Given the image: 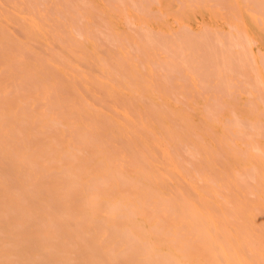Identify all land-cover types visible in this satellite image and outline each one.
Masks as SVG:
<instances>
[{
    "label": "rangeland",
    "instance_id": "374dc122",
    "mask_svg": "<svg viewBox=\"0 0 264 264\" xmlns=\"http://www.w3.org/2000/svg\"><path fill=\"white\" fill-rule=\"evenodd\" d=\"M31 1H34V0H31ZM49 1L51 2V4ZM49 1L41 0V3L39 1V5L37 7L36 6L30 7V4L28 3L29 1L27 2L26 0L23 1L24 5L23 3L22 4L19 3V2H22V0L21 1L0 0V11H1L0 12V45H1L0 46V71H1L0 72V98L4 94L3 97L0 99V102L2 103L0 104V113L1 112L3 113V116L1 115L2 117L0 118V126L2 125L4 127V128L2 127V130L6 138L9 139L10 138L9 136L11 137L13 136V134L11 133L12 129L15 128L14 127L15 125L16 127L18 125V127L20 128L22 132V134L18 132L19 133V134L17 133L18 136L19 137L22 136L21 138H24L27 136V138L29 139V144L33 145L32 148L27 149L26 147H24L22 150H25V151L32 150L33 151V149L35 148L34 151H37V152L40 151L39 157L41 158L37 157V160L41 165L44 164L43 166H41L43 167L42 170L45 171L44 166H46L45 169L47 170V172H49L50 170L58 171V174L57 172L56 174L52 173L53 171L50 172L49 175L47 173L48 177L46 176L44 180L45 182L46 181L48 182V183L46 182V186L48 189L43 191L42 194L45 197H50V196L54 197L58 193V190H59L58 189L56 192H54L53 190L55 188L59 187L62 189L68 186V184H70L68 183L69 179L67 178V176H65L66 174L63 173L64 171L63 170L61 171L59 169L61 168L59 167L60 164L67 159V157L65 158L64 155H62L64 157L60 156V154H63L62 150H64L65 148H67L70 152H74L75 150H76L75 151L76 153L78 152V154H76V158L77 157L78 158L75 161H79L77 163H79V165L81 164L80 165L82 167L81 169L84 168L83 166L86 167L87 165H89V163L93 167V164L99 159V157H105L106 160H109V161L114 160L113 162L111 161V163H113L114 166L116 165V167H118L119 165V167H121V169H123L124 171L127 170L126 172L130 173L129 175L131 176L133 175L136 177L138 174L135 175V173L136 172L138 173L139 170L136 169V166L132 165L133 163L132 158L134 157V154H136L138 150L139 151L141 150L139 148H143V150L146 151L145 153H147V150L150 149L151 150L149 151L150 153L154 151L157 154L153 152L151 153L152 158L151 159L147 158V161H149L146 163V166H148L146 167L147 171H149L150 169L151 170L149 172L151 173L158 171V170L157 171L153 170L156 168V166L154 167V165L150 163L152 162L153 159H154V164L157 162L156 164L158 165L157 167L159 168V171H160V172L158 171V173L164 172L167 167H168V172H169V169L172 170L171 174L167 172L168 174L161 175L162 177L160 176V178L156 180L158 181L156 182V185L158 186V188L161 189L160 192L162 194L165 193V195L167 196H170L172 194L173 196H175V192L178 191L176 193L177 197H179L180 195L183 196V193L186 194L187 197L191 195L190 196L191 202H194V204L200 206L205 211H208L213 217H215L217 222L218 220H220L222 223L219 221L220 222V223L218 222L219 224H223L225 222V224L223 225L227 227V230L230 233L234 235L239 233L238 236H241V233L239 231L240 229L245 228L246 230H248L245 232H250V231L255 232L256 231L257 234L255 232V235L253 234L254 232H250V233H252L253 236L258 235L259 238L264 241V235H263L264 234V230H263L264 229V14H263L264 11L261 7V4L263 3L264 0H135L136 3L132 0H119V1L117 0H92V1L85 0L84 1L83 0L84 3L82 2V0H77V2H74V0H71L72 3L71 1L70 3L71 5L73 4L72 6H74L73 7L74 11L73 9H71L72 11L69 10L71 6L67 8L70 11V13L73 12V15H75V17L77 16L76 18H73L71 16L72 14L69 15L68 13L69 11L67 12V9L65 8V5L68 2V0L67 2L66 0H53V3L55 5L52 3V0H49ZM115 2L117 4H115ZM37 3L35 4L37 5ZM46 3L50 4L48 5L50 7H46L47 6ZM85 3H87L88 5H86ZM26 4H27V7L30 8V11L28 10L29 8L25 7ZM89 4H91L92 6ZM39 6L41 7L39 8ZM32 8L34 11L32 10ZM51 8L53 10H51ZM78 8L80 11H78ZM5 10L7 11L5 12ZM44 12L47 14L49 13V14L46 15L44 14ZM42 14L45 15V18H43L44 16H42ZM83 17L85 18L83 19ZM62 19L63 20L66 19V20L63 21ZM81 21L83 24H81ZM35 22L37 24H35ZM105 26L108 27L109 31H107V27ZM95 27L99 29L97 30ZM147 29L149 31H151L152 29L151 32L153 33H149V31L147 32ZM99 30L100 31L102 30L104 34L101 32V34H103L101 35ZM143 30L144 32L149 33L147 35L146 33H144L145 36L150 35L149 37H147L148 40L152 37L153 34L158 36L160 32L165 33V34L170 33V35L173 34L172 36L180 35V37L183 35L182 33H184L185 35L186 34L185 32H187V33H190V36L189 34H187L189 37L194 36V37H197L198 39V37L202 36V38L199 39L201 43L208 42L209 44V41L213 40L215 41V43L218 42V44L216 43L217 46L218 45L224 46L225 44L227 45V41H229L228 37L232 34L231 36L233 37H229L230 40L233 41V42L231 41L232 46L229 45L231 42L228 43L227 46H229L231 49L232 47H234V50L232 51V53L235 51V49H237L242 52V53L240 52L242 55L243 53L245 54V56L246 55L249 56L248 53H250L251 56L253 55L252 60H250L251 56H249L247 58L248 61L246 62H249V60L250 62L253 61L254 68H251L252 62L249 63L251 64V66L247 65V63L245 64L247 65V67L249 66V68L247 69L244 67V64H243L244 62L241 63V65L243 64L241 66L239 65L240 63L238 64V62L237 63L233 62L234 60L233 59L231 60L232 62L230 60L227 62L224 61V63L226 62L225 64L229 62L231 63L229 64V67L227 68V70H224V73L225 72L226 73L225 74L223 72L221 73L222 68L220 69L219 67L224 65V63H222L224 58L221 59L222 58L221 56V58H219L221 62L219 61V63L220 64L222 63L223 65L217 66L215 69L216 70L217 68L220 69V72L218 73L224 74L223 76H225V78L228 79V80L224 79L225 82L228 84L227 87H224L226 83H223L224 82L222 80L223 77L220 79L222 82L221 81L217 82L218 73L212 72V73L217 74L215 76L209 73L204 74L203 72L199 71L201 70V67L199 65L195 66V64H197L196 62L198 61V59L199 60H202V58L206 59V57H204L206 56L205 54L208 53L210 55L215 56V53L221 52L219 51L220 46H218V49H219L218 50L217 47L214 46L215 44H213V46L209 44L212 47L216 48L218 51H215V53H212V50H211V53H210V50H209V52L207 53L205 52L201 54V50H202L201 47H200L201 49L200 52L199 50L196 51L198 49L197 46H200L201 44L200 41L196 40L198 41V43L195 42L197 43V45L194 44L193 46L197 47L195 49V52L200 53V55L199 54L197 55H199L201 59L198 58L199 56H197L198 59L197 60L195 59V62H192L196 68H192L191 62H190V65L188 64L187 65L191 68V71L193 69L192 72H194V69L197 70V66L200 67L199 70L197 71L195 70V71L196 72L199 71L200 73H203L204 77H201V78H204L205 80V82L203 80V83L205 84L204 85L202 84V81L199 80L201 79L199 78V76L197 77L198 79L196 78L197 76L196 73H194L196 74L194 75L192 74L191 71H189L190 68L187 67L188 68L187 70L189 72L185 71L186 66L184 64H186V62H183L184 67L181 68L182 69L181 72L179 70H176V71L172 70L170 67L172 66V63L171 65H168L167 61H166L165 66L168 65L170 69L168 68L169 69L168 70L166 69L167 67L164 66L165 60H170V62L175 61L173 64L178 62V60L180 61L185 60L184 56L189 54L187 52L190 51L188 48L189 44L187 43V41L189 40L185 42V46L188 44L187 50L189 51H186V49L184 48L185 50L183 49V52L187 54L183 56L182 51H181L182 54L178 55L179 51L177 53V50H176L177 55L180 56L181 59H182V56L184 58L182 60L176 58L177 59L176 61L175 59L176 54L173 52L175 50L173 47L171 48L172 45L169 46L171 43H168L167 42L168 40L166 41V39H168L170 36L166 37L165 41H163L164 39L159 38V40L161 39V42L160 41L159 42L162 43L163 45H166L168 43L167 44L168 49L166 48L167 45L164 47L168 51L171 48L170 49L171 51H169L170 53L166 54L167 50L164 52L163 50H161L158 55L157 52H159L158 49H160V47L159 48L157 47L158 49L156 50L155 48L156 46L151 45L153 44V41H151V44L149 42L151 39L148 41L149 44L147 45L154 47L155 49H152L151 47L150 48L152 49L153 52L155 50V53L157 55H155V53H153L152 51L150 52L149 50H148L149 52L148 51L145 52L146 47H144L145 49L142 48V50L144 51L140 52L141 44L144 42L142 40V35H140L143 33ZM175 32H177L178 34H176ZM208 32L209 34L207 35H209V38L214 37L215 39L217 38V40L215 39L208 40V36L203 35ZM231 32H233L235 35ZM117 33H120V34L117 35ZM179 33H181L182 35ZM239 33H240V36H239ZM83 34L85 36H83ZM76 36L79 38V40ZM114 36L116 38H114ZM159 36L160 37L163 36L165 38L164 34L159 35ZM176 36L174 37V39L176 38ZM203 36L207 37V39L204 38L203 40ZM171 37L169 38V40L173 39ZM178 37L176 39L180 43L181 38L178 39ZM237 37L238 39L240 38L239 41L244 40L243 41L244 45L246 43H248L247 46L250 45L248 46V50L246 46L244 45L241 46L242 42L239 45L237 41L238 39L236 40ZM111 38L113 39V41ZM117 39H119V41ZM182 39L184 38L182 37ZM233 39H235L237 43ZM80 40H83L84 42ZM93 40L95 41L93 42ZM154 40H158V38ZM191 41H193V38L192 40L190 39V43L192 46ZM213 41L212 43H214ZM78 42H81V43H78ZM94 43L96 44L94 45ZM179 43L178 45L182 44V43L180 44ZM145 44L146 42H144L143 45ZM201 46L204 47V44H202ZM211 46L210 47L205 46L204 48L203 47L202 48L203 50L207 49L206 47H208L209 49L211 48ZM239 46H241V49L239 48ZM129 47H131L132 49ZM164 47L162 46L161 49H163ZM249 47L252 48L253 51H251ZM9 48L12 50H9ZM193 48H191L193 52L190 51V54L194 53L196 57V53L194 52ZM242 48H244L243 50L245 51H242ZM18 49L20 50L18 51ZM246 50L249 52L246 53ZM59 51H62V52H59ZM205 51H208V50H205ZM56 52L57 54L59 52L60 55H62L63 53L67 55L65 56L63 54V57H64L63 62H65L66 60V63H61V61L54 63L53 57H54V53ZM131 52H134V53H131ZM143 52L146 55L143 54ZM172 53L174 54L172 55ZM222 53L223 52H221L220 54L224 55L227 53L229 55L228 50L224 52L223 54ZM169 54L172 55L170 59L168 58ZM227 54L225 57L226 59H227ZM237 54H239L238 51H237ZM126 55L128 57L131 55L130 59L131 57L133 59L129 60V58H127ZM210 55L208 56L210 57ZM18 56H21V57H18ZM161 56L163 58L165 57L163 61L164 63L162 62L163 65L159 61L161 60ZM191 56L192 55H190V57ZM122 57L123 58L126 57L128 63H126L125 61L126 59L121 60ZM157 57L160 58V59L158 58L159 62L156 60ZM209 57L207 58V60L208 59L210 60ZM243 57L244 56H242V58ZM192 58L194 60V57ZM238 58L240 57H237V59ZM69 59L71 61H69ZM237 59L235 58L234 61H236ZM123 60H124V63L121 64ZM153 60H155V62ZM188 60L193 61L187 58V63L189 62ZM207 60H204V61H206L207 63ZM216 60L214 59L210 60V61H213V65L210 66L211 68L214 65L215 66L217 65L215 64L217 63L215 62ZM180 61L179 63H176L178 68L182 66L181 65L182 62ZM105 62L107 63V65ZM170 62L168 61V63ZM200 62L202 63L203 61H200ZM200 62L198 61V64H201ZM204 63L205 62H203L202 64L205 65ZM211 63L212 62H210V64ZM59 64L61 66H59ZM67 64H69L70 68L69 66H67ZM115 64L116 65L118 64V65L116 66ZM208 64L209 62L207 63L206 67L209 70L210 67H208ZM50 66H53V67H50ZM226 66H224L223 68H226ZM176 67L173 65L172 68H176ZM206 67L204 66L205 70H206ZM1 68L2 69L4 68L3 70L5 71L3 72ZM26 68H28L29 70ZM106 68L107 70H105ZM170 70L172 71L170 72ZM27 73L28 74L31 73L30 77L32 78L30 82H29L28 77L27 79V78H24L26 76H23L25 74L28 75ZM200 73L199 75L201 76ZM219 76L221 77L222 75H218V77ZM113 77L114 79H112ZM22 79L24 81L26 80L28 81L23 82ZM56 79L59 81L58 84H57L58 81ZM260 80H262L263 83L261 82V84H259ZM220 82L223 84H219ZM26 85L29 86V89H28V86ZM50 85H52V87ZM9 90L11 93L9 92ZM63 91L65 92L66 95H64ZM9 93H10V96L9 95L7 96V94ZM12 93L15 97H13V95L11 96ZM49 94L50 95L52 94L49 97H52V96L54 97V98L53 97L51 98V101H52L51 102L52 106L50 105L51 107L50 106L47 107L48 102L46 100H48V96L44 97ZM139 95L141 97H138ZM84 100H87V101H84ZM39 101H40V104H39ZM70 101H72V104ZM21 102L22 104L23 103L26 105L28 104L29 106L27 105L28 106L27 107L25 105H22ZM74 103L75 104L78 103L79 105L78 104L75 105ZM87 103L89 104V106ZM20 106L22 107L24 106L23 111L21 109L22 107ZM45 106L47 108H45ZM4 107H5V110H4ZM25 107L28 109L30 108V110L28 109L27 110L31 111V113L35 115V118L33 117L34 116L33 114H31L30 112H27ZM11 108L12 109L14 108V109L12 110ZM48 108L49 109L57 108L56 110L58 114L55 109L53 111L52 109L48 110L49 111L48 113L46 111ZM82 108L84 109L82 110ZM67 109H70V110H67ZM98 109H102V110H98ZM15 110H18V111L16 112ZM11 111L13 113H11ZM85 111H87L88 113H84ZM155 111L158 114L155 113ZM6 112L9 116L10 115L12 116L10 117L5 116ZM45 113H48V115ZM150 113H151V116L153 114H156L159 118L158 117L150 118ZM56 115L58 118L57 120L54 119L55 118L54 116ZM78 115H80L81 117ZM144 115H146L147 117ZM106 116H108V118ZM72 117L75 118V120L77 119V122L79 124L77 125V128H79L78 130H80V132L78 131L77 133H75L76 137L74 138V140H72L73 143L69 145L70 141H65V140H69L71 138V137L70 138L68 137L70 135L69 129H71V126H70L71 123L69 124L70 121L68 120V118L73 119ZM26 118L29 119L27 121H30V122H24L25 124L22 122L20 123L21 119L22 121H24L23 119H26ZM51 118H53L54 122L59 121L57 122V124L56 123L55 124L57 125L56 127L58 129H61V131H63L64 136L60 130L58 131L62 135H60L59 132L56 130L57 128L55 129V127L51 125H49L47 128L52 127L51 131H54L55 134L54 133L52 134V132L49 133V130L48 132H46L47 130L44 131V129H47V128L45 127V125H42V124H44L45 120H49ZM60 118L62 119V121L60 120ZM3 119L9 120V121H6V120L4 121ZM149 119H150V123H149ZM18 120H19V123H18ZM144 120L146 121V123L147 122L148 123L146 124L142 122ZM3 122H5L6 127L3 125L4 124ZM59 123L61 124V126L63 124L62 128L60 127ZM19 124H23V125L20 126ZM33 124L36 126H33ZM64 124H66V126ZM135 124L137 125V127ZM24 125L26 127L28 126L26 130H25ZM132 126L133 128H131ZM147 126H148V131H147ZM9 127L11 128V131L9 130L10 129ZM138 127H140V131ZM142 127H143V130H141ZM150 127H152V129H149ZM178 127H180V129H178ZM35 128L38 130V133L35 132L36 131ZM129 129L130 131L134 129V133L132 134V132H130ZM39 130L40 132L42 130V132L39 133ZM135 131H136V135H135ZM32 132L37 137L32 135L31 134ZM87 132L88 134L91 133L93 135L89 134V136L91 135L90 138L92 140L91 141L92 143H89V146L85 148L83 146H79L81 145L79 138L80 136L87 134ZM137 132H139V134H137ZM57 133L63 138L65 137V134H67L66 135L67 138L63 139L65 142L64 141L61 142L62 141L61 137L59 136L58 138ZM140 133L143 135H141ZM175 133L177 135H175ZM150 134L152 135L151 137H150ZM54 136L56 137L55 139H54ZM78 136L79 138L77 139ZM108 136H111V137H108ZM30 137H31V140H30ZM106 137L111 141L108 142ZM27 138H24V139L26 140ZM36 138L37 140H39L38 141L39 143L36 141ZM101 139H103L104 143L102 142ZM156 139H158V141ZM58 140H60L59 145L57 143ZM53 141H56V143ZM97 141L101 142L100 145ZM127 141L129 142L127 143ZM132 141L134 144L132 143ZM47 143L51 145V148L50 147L48 148V146L46 145ZM96 144L98 147L96 146ZM130 144L132 145V147ZM154 145H157V146H154ZM36 146H39V148ZM54 146L56 148L58 147L57 150L56 148H54ZM125 146H126V149H124ZM138 146L139 148H136ZM45 147H47L48 150ZM81 147L82 149H80ZM154 147L156 148L158 147V149L160 148L159 150L157 149L160 153L157 152V150ZM94 148H96V150H94ZM51 150H54L52 151L53 154L48 153ZM81 150L82 152H80ZM243 150L245 151V154L246 153L248 154V152H246L248 150L249 154L244 155ZM45 151H47V153ZM69 151H66V154H69ZM107 151H109V153ZM94 152H97V153H94ZM142 153L145 154L144 151ZM163 153L164 155H162ZM107 154L111 156H107ZM152 154H156V155L152 156ZM44 155H45V158L42 157ZM81 155H84V157ZM121 155L123 156V158ZM147 155H150V154H147ZM147 155L145 154V156ZM91 156H92V159H91ZM157 156L159 159H157ZM165 156L167 158H165ZM53 157L58 159V161L60 160L59 158H62L61 162L58 163ZM163 157L165 160L162 159ZM46 158H48V161H49V162L46 161L48 165H46V163H42L43 160L45 161ZM111 158H114V159H111ZM51 159H53L54 161L53 160L50 161ZM168 159L171 160L172 162L170 161L171 163L169 162L165 163L166 160ZM117 160L120 162H117ZM123 161L125 163H123ZM161 162H163V164ZM164 163L167 165L169 163V165H171V168H169L170 167L169 165L167 166ZM163 166L165 167V169L163 168ZM55 167L56 169H54ZM78 168L80 169L79 166ZM160 168L164 169V171H162ZM2 173H4L5 176H3ZM94 173L95 172L93 173L91 172V174H94ZM9 174L11 177H8ZM87 174L82 175V177L88 178L90 176V173H87ZM0 176L4 177L6 181L8 182V184L11 185L12 183H14L13 179L15 181L16 174L14 171H12L11 165L9 163H3V164L0 163ZM11 178L13 179L11 180ZM65 183H68V184H65ZM48 184L49 185L51 184V185L48 187ZM162 185L163 186L165 185V187H163ZM55 186H58V187H55ZM113 186L115 187L109 188V192H112V194H114L113 195L114 197V196H117L119 193V187H118L119 185L117 186L116 184ZM52 187H55V188L52 189ZM85 187L87 186L83 183L81 184V186L78 185L75 195L71 196L69 199L67 198L68 196H63L62 197L63 200L60 201L61 195L59 196L56 195L58 197V199L56 200L57 201L59 200V202H57L58 203L57 210L58 211L60 210L59 212L60 214H62V212L66 210V212H63V215L65 214L66 216H67V213H69V215L73 214V216L71 215V217L68 216L69 218H71L69 221V229H70V226L77 227V226H81L80 224H82L83 227L89 230L88 233L90 236H92V237L90 236L89 237L93 238V236H95V234L97 233V231L94 232V230L98 229L97 226L100 225L101 227H103V226H106L108 223L113 224L116 221L117 219L116 215H118L119 210L115 209V210L108 211L110 199H106V198L102 199L96 206L92 207V205H90L91 200L89 199V201H86L85 197L87 196V189ZM181 190H183L182 193H181ZM48 191H50V193H52L53 195L50 194ZM60 191L61 190H59V192ZM188 192L190 195L188 194ZM105 194H107V192ZM112 194H109V196ZM53 199H55V197ZM199 199L201 200V202L200 201L198 202ZM207 201L208 203H206ZM17 209L14 212H12L11 215H15L16 213H18L19 210L17 211ZM31 213L33 214V217H39L43 219L46 216V209H43L42 211L31 210L30 215L32 216ZM92 213L97 215L96 218H93ZM226 218L228 220H226ZM230 218L231 220L229 221ZM4 221H3V217L1 216V210H0V223H3ZM238 224L240 225L239 229L237 227ZM243 225L244 227H242ZM65 228L68 230L67 227ZM66 229H65V234L64 233L61 234L63 235V237L61 236L62 240L63 238H65L64 236H66ZM2 231L3 230L0 229V237L2 235H6L4 231H3L4 233H1ZM245 232L242 231L243 234H248ZM34 253H33V257L36 258L37 253L36 254ZM34 258L32 259L33 262H35V264H38L37 263L38 259L37 258L34 259ZM86 264H90V263H86ZM120 264H128V261L122 260Z\"/></svg>",
    "mask_w": 264,
    "mask_h": 264
},
{
    "label": "bare ground",
    "instance_id": "6f19581e",
    "mask_svg": "<svg viewBox=\"0 0 264 264\" xmlns=\"http://www.w3.org/2000/svg\"><path fill=\"white\" fill-rule=\"evenodd\" d=\"M18 1H21V0H18ZM23 1L24 0H22V2H19L20 4H22L23 3ZM29 4H30V7H33V6H38L39 5V1H40V3H41V0H34V1H31V0H26ZM31 1V2H30ZM46 1V0H45ZM49 1V0H48ZM70 1L71 0H68V2L70 3ZM85 1V0H84ZM89 1V0H88ZM92 1V0H91ZM117 1H119V0H117ZM132 1H134L135 2V0H132ZM37 3V5L35 4V3ZM50 2V1H49ZM66 2H67V0H66ZM67 2V3H68ZM74 2H77V0H74ZM73 2V3H74ZM82 2H83V0H82ZM127 2V1H126ZM261 2V1H260ZM52 3H53V0H52ZM62 3V2H61ZM67 3H66V5H67ZM69 3H68V5L66 6L65 5V8L67 9V12L70 10V11H72L71 9H73V7L74 6H72L71 5V3H72V1H71V3H70V5H69ZM84 3V2H83ZM93 3V2H92ZM120 3V2H119ZM118 3V4H119ZM136 3V2H135ZM47 4V3H46ZM50 4H51V2H50ZM50 4H47V6L46 7H50V6H48V5H50ZM54 4V3H53ZM59 4V3H58ZM65 4V3H64ZM86 5H88L87 3H85ZM115 4H117L116 2H115ZM256 4V3H255ZM264 4V1H263V3L261 4V7H262V9H263V11H264V8H263V5ZM23 5H24V3H23ZM22 5V6H23ZM42 5V4H41ZM55 5V4H54ZM53 5V6H54ZM89 5H91V4H89ZM94 5V4H93ZM122 5V4H121ZM259 5V4H258ZM59 6V5H58ZM71 6V8L68 10V8L67 7H70ZM92 6V5H91ZM25 7H27V4H26V6ZM41 6H39V8H40ZM86 7H88V6H86ZM27 8H29V7H27ZM27 8H26V10H27ZM35 8V7H34ZM59 8V7H58ZM24 9V8H23ZM43 9V8H42ZM41 9V10H42ZM44 9H46V8H44ZM49 9V8H48ZM54 9H56V8H54ZM60 9V8H59ZM83 9V8H82ZM29 11H30V8L28 9ZM32 10H33V8H32ZM51 10H53L52 8H51ZM62 10V9H61ZM7 10H5V12H6ZM21 11H23V10H21ZM34 11V10H33ZM70 11L68 12L69 13V15H71L73 18H76L75 17V15H73V12H71L70 13ZM73 11H74V9H73ZM77 11V10H76ZM78 11H80L79 10V8H78ZM1 12V11H0ZM3 12V11H2ZM46 12V11H45ZM44 12V14H46V15H48L47 13H45ZM25 13H26V11H25ZM54 13V12H53ZM58 13H60V12H58ZM82 13V12H81ZM87 13V12H86ZM8 14V13H7ZM28 14H29V12H28ZM33 14V13H32ZM36 14H37V12H36ZM52 14V13H51ZM56 14V13H55ZM79 14V13H78ZM264 14V13H263ZM262 14V15H263ZM54 15V14H53ZM68 15V16H69ZM81 15V14H80ZM111 15V14H110ZM126 15V14H125ZM42 16H44L43 18H45V15H43L42 14ZM55 16V15H54ZM82 16V15H81ZM84 16V15H83ZM87 16V15H86ZM127 16V15H126ZM31 17H33V16H31ZM65 17V16H64ZM35 18V17H34ZM81 18V17H80ZM79 18V19H80ZM85 17H83V19H84ZM87 18V17H86ZM106 18V17H105ZM109 18V17H108ZM37 19V18H36ZM48 19V18H47ZM61 19V18H60ZM68 19V18H67ZM33 20V19H32ZM54 20V19H53ZM63 20V19H62ZM66 20V19H65ZM65 20H63V21H65ZM75 20V19H74ZM106 20V19H105ZM35 21V20H34ZM40 21V20H39ZM45 21V20H44ZM42 22H43V20H42ZM65 23V22H64ZM88 23V22H87ZM90 23V22H89ZM107 23V22H106ZM110 23V22H109ZM31 24V23H30ZM35 24H37L36 22H35ZM81 24H83L82 23V21H81ZM114 24V23H113ZM34 25V24H33ZM60 25V24H59ZM78 25V24H77ZM89 25V24H88ZM111 25H112V23H111ZM37 26H39V25H37ZM42 26V25H41ZM70 26V25H69ZM83 26V25H82ZM87 26V25H86ZM108 26V25H107ZM107 26H105V27H107ZM63 27V26H62ZM84 27V26H83ZM146 27V26H145ZM67 28V27H66ZM96 28V27H95ZM144 28V27H143ZM82 29V28H81ZM87 29V28H86ZM97 30L99 29V28H96ZM141 29H142V27H141ZM146 29V28H145ZM71 30V29H70ZM70 30H69V32H70ZM93 30V29H92ZM160 30V29H159ZM3 31V30H2ZM60 31V30H59ZM75 31V30H74ZM79 31V30H78ZM85 31H87V30H85ZM100 31V30H99ZM98 31V32H99ZM107 31H109L108 30V27H107ZM106 31V32H107ZM115 31V30H114ZM149 30L147 29V32H148ZM151 31H152V29H151ZM151 31H149V33H153V32H151ZM154 31V30H153ZM155 31H157V30H155ZM80 32V31H79ZM89 32V31H88ZM101 32H102V30L100 31V34H101ZM117 32V31H116ZM119 32V31H118ZM60 33V32H59ZM68 33V32H67ZM103 33V32H102ZM144 33H146V32H144V30H143V33L142 34H140V35H142V40L144 41V42H146V44L145 45H143L144 44V42L141 44V50H140V52L141 51H144V50H142V48H144V47H146V50H145V52H147L148 50L151 52L152 51V49H155L156 48V50L160 47V49H158V51L159 52H157L158 53V55H159V53H160V51L161 50H163V52L164 51H166L167 49H168V43H171L169 46H171V48L173 47L174 48V50L175 51H173L175 54H176V57H175V59L177 58V59H181V57L180 56H178L179 54L181 55L182 54V52H183V49L185 48L186 49V51H191V52H193V50L191 49V48H193V47H195V46H193L194 44L195 45H197V43H198V41H200L199 39L200 38H202V36L201 37H198V39H197V37H189L190 36V33H187V32H185L186 34V36L184 35V33H179V34H181L182 36L180 37V35H175L176 36V38L178 37V39H182V37L184 38V39H180V43H182L181 45H178V40L175 38L174 39V37L175 36H172V35H170V33L169 34H165V33H162V32H160V34H158V36H156L155 34H153V35H155V36H153L152 34V37L148 40L147 39V37H149L150 35H148V36H145L144 35ZM149 33H146V35L147 34H149ZM159 33V32H158ZM162 33V34H161ZM174 33V32H173ZM176 34H178L177 32H175ZM231 33H233V32H231ZM62 34H63V32H62ZM76 34V33H75ZM97 34V33H96ZM104 34V33H103ZM103 34H101V35H103ZM110 34V33H109ZM118 34H120V33H117V35ZM164 34V36H165V38L162 36V37H160L159 35H163ZM187 34H189V36L187 35ZM207 34H209V32L208 33H206V34H203L204 36H208V40L209 39H215L214 37H212V38H209V35H207ZM234 34V33H233ZM78 35V34H77ZM79 35H81V34H79ZM125 35V34H124ZM144 35V36H143ZM232 35V34H231ZM229 36V37H233V36ZM235 35V34H234ZM242 35V34H241ZM63 36V35H62ZM71 36V35H70ZM83 36H85L84 34H83ZM110 36V35H109ZM121 36V35H120ZM171 38H173L172 40H169V38L170 37ZM203 36V40H204V38L205 39H207V37H204ZM210 36H212V35H210ZM239 36H240V33H239ZM31 37V36H30ZM34 37V36H33ZM60 37H61V35H60ZM77 37V36H76ZM95 37V36H94ZM96 37H97V35H96ZM99 37V36H98ZM108 37V36H107ZM122 37V36H121ZM128 37V36H127ZM131 37V36H130ZM139 37V36H138ZM144 37H145V39H144ZM155 37V38H154ZM166 37H169L168 39H166ZM186 37V38H185ZM216 37V36H215ZM228 37V40L229 41H227V45H228V43H230L232 40H230V38ZM243 37V36H242ZM250 37V36H249ZM8 38V37H7ZM74 38V37H73ZM78 38V37H77ZM82 38V37H81ZM114 38H116L115 36H114ZM129 38V37H128ZM158 38V40H154V39H157ZM159 38H161V39H164L163 41H165V39H166V41L168 42H165V43H167L166 45H167V49L164 47V46H166V45H163L162 43H160L161 42V39L159 40ZM189 38V39H188ZM192 38H193V41H191L192 42V46H191V43H190V39L192 40ZM235 38V37H234ZM62 39V38H61ZM68 39V38H67ZM75 39V38H74ZM87 39V38H86ZM96 39V38H95ZM99 39V38H98ZM100 39H101V37H100ZM107 39V38H106ZM112 39V38H111ZM123 39V38H122ZM126 39V38H125ZM138 39H140V38H138ZM195 39V40H194ZM219 39H221V38H219ZM238 39V37L236 38V40ZM240 39V38H239ZM239 39L237 40L238 41V43H239V45H240V43H241V46L242 45H244L243 44V41L242 40H240L239 41ZM243 39H245V38H243ZM63 40V39H62ZM77 40V39H76ZM75 40V41H76ZM78 40H79V38H78ZM91 40V39H90ZM108 40V39H107ZM118 41H119V39H117ZM127 40V39H126ZM173 40H174V42H173ZM177 40V41H176ZM187 40H189V41H187ZM196 40H198V41H196ZM202 40V39H201ZM202 40V41H203ZM215 40H217V38L215 39ZM225 40V39H224ZM223 40V41H224ZM226 40H227V38H226ZM233 40H235V39H233ZM235 40V41H236ZM70 41V40H69ZM80 41H83V40H80ZM87 41V40H86ZM89 41V40H88ZM95 40H93V42H94ZM100 41V40H99ZM112 41H113V39H112ZM129 41H131V40H129ZM141 41H139V42H141ZM150 42V44H151V41H153V44H151L152 46H156L155 48L154 47H152V46H149V45H147V44H149V42ZM158 43H157V42ZM160 41V42H159ZM162 41V42H163ZM183 41H184V43H183ZM187 41V43L189 44V47H188V44L185 46V42ZM206 41V40H205ZM204 41V42H205ZM213 41V40H212ZM212 41H209V44H211L212 46H213V44H215L214 46H216L217 47V49H218V46H220V45H216V43L218 44V42H216L215 43V41H213L214 43H212ZM220 41V40H219ZM222 41V42H223ZM237 41H236V43H237ZM249 41V40H248ZM71 42V41H70ZM84 42V41H83ZM110 42V41H109ZM124 42V41H123ZM128 42V41H127ZM133 42H135V41H133ZM137 42V41H136ZM148 42V43H147ZM195 42H197V43H195ZM233 42V41H232ZM232 42L229 44V45H231L232 44ZM3 43V42H2ZM26 43V42H25ZM28 43V42H27ZM30 43V42H29ZM78 43H81V42H78ZM111 43V42H110ZM129 43V42H128ZM154 43H156V44H154ZM164 43V42H163ZM179 43V44H180ZM200 43H201V41H200ZM207 43V44H206ZM206 43H201L200 44V46H197L198 47V49L196 50V51H198L199 50V52H200V50H201V54L202 53H207V52H209V50H210V53H211V50H212V53H215V51H218L216 48H214V47H212L211 45H209L208 44V42H206ZM72 44H74V43H72ZM71 44V45H72ZM84 44V43H83ZM96 43H94V45H95ZM160 44V45H162L164 48L163 49H161V47L162 46H158V45ZM173 44H174V46H173ZM202 44H204V47L205 46H208V47H210L211 46V48H213V49H211V48H209L208 49V47H206L207 49H204L203 50V46H201ZM206 44V45H205ZM224 44V43H223ZM247 44L248 43H246L244 46H246L247 47V50H248V46H250V45H248L247 46ZM6 45V44H5ZM19 45V44H18ZM31 45V44H30ZM100 45V44H99ZM124 45V44H123ZM143 45V46H142ZM147 45V46H146ZM226 44L223 46V47H225V48H223L222 46H220V50L219 51H221V52H226L227 50H228V53H229V55L227 54V59L225 58L226 57V54H224V55H221L220 53L221 52H217V53H215V56H213V55H210V54H208V55H210V57L207 55V54H205L206 56H204V57H206V59H203L202 58V60H199L198 58H200L201 59V57L199 56L200 55V53H198V52H195V49L197 48V47H195V48H193L194 49V52L196 53V57H195V54L193 53V54H190V51L189 52H187V53H189L190 55H192L191 57H190V55L189 54H187V53H185V52H183V56L184 55H186V56H184L185 57V60H183V61H180V60H178V62H176V63H179V61L180 62H182V66H180L179 68H178V66L176 65V63L175 64H173L175 61H172V59H171V61L172 62H170V60H165L164 61V58L166 57V55H165V57L163 58L162 56H161V60H159L160 61V63H162L163 61L165 62H163L164 63V66L166 65V61H167V64L168 65H171V63H172V66H170L171 67V69L172 70H179L180 72L182 71V69L181 68H183L184 66H183V62H186V64H184L186 67H185V71L186 72H189V71H191V68L188 66V65H190V62L192 63V62H195V59L197 60L198 59V61L200 62V61H203V62H205L204 64L205 65H203L201 62V64H198V61L196 62L197 64H195V66L196 65H199L200 67H201V70H199V66H197V70H199V71H201V72H203L204 74L205 73H209V74H213L214 76L215 75H217L216 73H218V72H220V69L222 68V70H221V73L223 72L224 73V70H227V68L229 67V64L232 62L231 60H235V58L237 59V57H240V58H238L236 61H234L233 60V62H238V64L239 65H241V63H243L244 64V67L245 68H249V66H251V64H249V63H251L252 62V67L251 68H254V64H253V61H251L250 62V60H252V56L250 55V53H248L249 51H247L246 50V53H248L249 54V56H251V58H250V60H249V62H246V61H248V57L249 56H245V54L243 53V55L241 54L242 52L241 51H239V50H237V49H235V51L232 53V51L234 50V47H232V49L229 47V46H227ZM252 45V44H251ZM1 46V45H0ZM13 46V45H12ZM26 46V45H25ZM98 46V45H97ZM101 46H102V44H101ZM119 46V45H118ZM130 46V45H129ZM176 46V47H175ZM180 46V47H179ZM226 46H227V48H226ZM232 46V45H231ZM237 46V45H236ZM241 46H239V48L241 49ZM243 46V47H244ZM69 47V46H68ZM83 47V46H82ZM125 47V46H124ZM137 47V46H136ZM152 49H151V48ZM158 47V48H157ZM178 47V48H177ZM187 47L189 48V50H187ZM200 47H201V49H200ZM203 47V48H202ZM245 47V48H246ZM25 48V47H24ZM129 48H131V47H129ZM139 48V49H140ZM170 48V49H171ZM181 48V49H180ZM221 48H222V50H221ZM229 48H230V50H229ZM250 48V47H249ZM27 49V48H26ZM26 49H24V50H26ZM31 49V48H30ZM33 49V48H32ZM79 49V48H78ZM123 49V48H122ZM132 49V48H131ZM135 49V48H134ZM145 49V48H144ZM169 49V51H171ZM184 49V50H185ZM244 48H242V51H245V50H243ZM9 50H12V49H10L9 48ZM20 49H18V51H19ZM23 50V49H22ZM176 50H177V53H178V51H179V53H178V55H177V53H176ZM205 50H208V51H205ZM224 50V51H223ZM250 50L251 51H253L252 50V48H250ZM16 51V50H15ZM28 51V50H27ZM30 51V50H29ZM54 51V50H53ZM57 51V50H56ZM98 51H99V49H98ZM124 51V50H123ZM126 51H128V50H126ZM132 51V50H131ZM148 51V52H149ZM168 50L166 51V54L167 53H170ZM182 51V52H181ZM204 51V52H203ZM237 51L239 52V54H237ZM250 51V52H251ZM31 52V51H30ZM34 52V51H33ZM59 52H62V51H59ZM59 52H58V54H57V52L56 53H54V63L55 62H58V61H61V63H66V60H65V62H63L64 61V57H63V54L65 55V56H67L65 53H63L62 55H60L59 54ZM119 52V51H118ZM153 52V51H152ZM230 52H231V54H230ZM241 52V53H240ZM28 53V52H27ZM53 53V52H52ZM127 53V52H126ZM131 53H134V52H131ZM153 53H155V50H154V52ZM174 53H172V55L174 54ZM218 53H219V55H218ZM222 53V54H223ZM237 54V56H236V54ZM253 53V52H252ZM30 54V53H29ZM32 54V53H31ZM37 54H38V52H37ZM122 54V53H121ZM143 54H145L144 52H143ZM149 54V53H148ZM151 54V53H150ZM197 54H199V55H197ZM217 54V55H216ZM20 55V54H19ZM40 55H41V53H40ZM48 55H50V54H48ZM146 55V54H145ZM152 55V54H151ZM155 55H157L156 53H155ZM154 55V56H155ZM170 55V56H169ZM168 55V58L170 59L171 58V54H169ZM241 55V56H240ZM26 56V55H25ZM43 56V55H42ZM131 56V55H130ZM130 56L128 57L127 55H126V57L127 58H129V60H132L133 58L131 57V59H130ZM175 56V55H174ZM174 56H173V58H174ZM180 57V58H178V57ZM183 56H182V59H184L183 58ZM197 56H199L198 58H197ZM218 56V57H217ZM221 56H222V58H221ZM234 58H233V57ZM242 56H244L243 58H242ZM18 57H21V56H18ZM40 57V56H39ZM86 57V56H85ZM100 57V56H99ZM116 57H117V55H116ZM126 57H122L121 58V60L122 59H126ZM153 57V56H152ZM192 57H194V60H193V58ZM210 58V60L212 59H214V60H216L217 58V60L215 61V62H217V63H215V64H217L213 69L210 67L211 65H213V61H210L209 59L207 60V58ZM211 57H213V58H211ZM22 58H24V57H22ZM50 58V57H49ZM52 58V57H51ZM136 58H138V57H136ZM158 58L159 57H157V61H158ZM187 58H189L190 60H193V61H189L188 63H187ZM192 58V59H191ZM219 58H221V59H223V62L222 63H224V61H231V62H229V63H227V64H225L224 63V65L221 63H219V61H220V59ZM230 58H232V59H230ZM242 58V59H241ZM40 59H42V58H40ZM47 59V58H46ZM116 59H118V58H116ZM153 59V58H152ZM151 59V60H152ZM160 59V58H159ZM177 59H176V61H177ZM181 59V60H182ZM20 60H22V59H20ZM39 60V59H38ZM124 60H123V62L121 63V64H123L124 63ZM143 60H144V58H143ZM142 60V61H143ZM204 60H207V63L209 62V64H208V67H210L211 68V70H210V68H209V70H208V68L206 67L207 66V63H206V61H204ZM240 60V61H239ZM245 60V61H244ZM46 61H48V60H46ZM69 61H71L70 59H69ZM99 61V60H98ZM113 61V60H112ZM126 61V63H128L127 62V59L125 60ZM154 62H155V60H153ZM158 61V62H159ZM168 61L170 62V63H168ZM256 61V60H255ZM50 62V61H49ZM53 62V61H52ZM102 62V61H101ZM103 62H104V60H103ZM116 62V61H115ZM131 62V61H130ZM210 62H212L211 64H210ZM221 62V61H220ZM23 63V62H22ZM70 63V62H69ZM106 63V62H105ZM111 63V62H110ZM114 63V62H113ZM117 63V62H116ZM163 63H162V65H163ZM247 63V65H249L248 67H247V65H245ZM16 64V63H15ZM188 64V65H187ZM219 64V65H218ZM242 64V65H243ZM24 65V64H23ZM55 65H57V64H55ZM55 65H54V67H55ZM65 65V64H64ZM105 65V64H104ZM106 65H107V63H106ZM116 65V64H115ZM118 65V64H117ZM116 65V66H117ZM168 65L167 66H165V67H167L166 69H170V67H168ZM173 65L177 68H172L173 67ZM179 65V64H178ZM192 65V68H196L195 66H194V64L192 63L191 64ZM220 65H223V66H220ZM227 65V66H226ZM238 65V66H239ZM241 65V66H242ZM59 66H61L60 64H59ZM67 66H69V64H67ZM66 66V67H67ZM74 66V65H73ZM109 66V65H108ZM115 66V67H116ZM203 66V67H202ZM204 66L206 67V70H205V68H204ZM217 66H220L219 68L220 69H218L217 68V70L215 69ZM224 66H226V68H223ZM50 67H53V66H50ZM57 67V66H56ZM125 67H127V66H125ZM130 67V66H129ZM190 68V70L188 71L187 69L188 68ZM69 68H70V66H69ZM203 68H204V70H203ZM243 68V67H242ZM257 68H258V66H257ZM2 69V68H1ZM4 69V68H3ZM2 69V70H3ZM26 69H28V68H26ZM117 69V68H116ZM130 69V68H129ZM168 69V70H169ZM29 70V69H28ZM34 70V69H33ZM44 70V69H43ZM67 70H69V69H67ZM72 70V69H71ZM105 70H107V68L105 69ZM114 70V69H113ZM118 70H119V68H118ZM117 70V71H118ZM127 70V69H126ZM172 70H170V72L172 71ZM196 69H194V72H192L193 71V69H192V74H194V73H196L197 74V76H196V78L199 76V78H201V77H204V75H203V73H200L199 71V73L201 74V76L199 75V73L198 72H196L195 71ZM213 70V71H212ZM214 70H216V71H214ZM219 70V71H218ZM255 70H257V69H255ZM5 70H3V72H4ZM25 71V70H24ZM42 71V70H41ZM48 71V70H47ZM184 71V70H183ZM184 71V72H185ZM206 71H208V72H206ZM210 71H211V73H210ZM1 72V71H0ZM34 72V71H33ZM127 72V71H126ZM179 72V73H180ZM190 72V73H191ZM212 72H216V73H212ZM108 73V72H107ZM111 73V72H110ZM116 73V72H115ZM221 73H218V75H222L221 77L219 76L218 77V75H217V79H218V81L217 82H219V81H221L220 79L223 77V83H226L225 82V80H228V79H226L225 78V76H223L224 74H221ZM260 73V72H259ZM28 74V73H27ZM31 74V73H30ZM30 74H28V75H23V76H26V77H24V78H29V82H30V80H31V78L32 77H30ZM73 74V73H72ZM112 74V73H111ZM175 74V73H174ZM196 74H194V75H196ZM208 74V75H209ZM116 75V74H115ZM255 75V74H254ZM21 76V75H20ZM32 76V75H31ZM110 76V75H109ZM118 76V75H117ZM35 77V76H34ZM36 77H37V75H36ZM114 77H116V76H114ZM114 77L112 78V79H114ZM125 77V76H124ZM124 77H122V78H124ZM23 78V79H24ZM27 78V79H28ZM127 78V77H126ZM195 78V77H194ZM260 78H262V77H260ZM22 79V80H23ZM110 79V78H109ZM198 79V78H197ZM196 79V80H197ZM216 79V80H217ZM225 79V80H224ZM21 80V81H22ZM33 80V79H32ZM57 80V79H56ZM128 80V79H127ZM199 80H201L202 81V84H204L203 83V80H204V78H201V79H199ZM199 80H198V82H199ZM26 81H28V80H26ZM26 81H24L23 80V82H26ZM58 81V80H57ZM114 81V80H113ZM201 81H200V83H201ZM112 82V81H111ZM129 82V81H128ZM204 82H205V80H204ZM210 82V81H209ZM222 82V81H221ZM219 83V84H223V83ZM260 83L259 84H261V82H262V80H260L259 81ZM20 83V82H19ZM59 83V81L57 82V84ZM131 83V82H130ZM129 83V84H130ZM207 83V82H206ZM263 83V82H262ZM24 84V83H23ZM30 84V83H29ZM112 84V83H111ZM12 85V84H11ZM48 85V84H47ZM110 85V84H109ZM205 85V84H204ZM209 85H211V84H209ZM214 85H216V84H214ZM10 86V85H9ZM13 86V85H12ZM26 86H28V85H26ZM51 87H52V85H50ZM57 86H59V85H57ZM111 86V85H110ZM224 86V85H223ZM228 86V84L226 83L225 84V86L224 87H227ZM15 87V86H14ZM22 87H23V85H22ZM31 87V86H30ZM220 87H221V85H220ZM55 88H57V87H55ZM55 88H54V90H55ZM28 89H29V86H28ZM50 90V89H49ZM59 90V89H58ZM110 90V89H109ZM117 90V89H116ZM13 91V90H12ZM9 92H10V90H9ZM40 92H41V90H40ZM47 92H48V90H47ZM64 92V91H63ZM113 92V91H112ZM115 92H117V91H115ZM136 92V91H135ZM1 93H3V92H1ZM11 93V92H10ZM10 93L9 94H7V96L9 95L10 96ZM42 93H43V91H42ZM46 93V92H45ZM50 93H51V91H50ZM53 93V92H52ZM6 94V93H5ZM143 94V93H142ZM4 95V94H3ZM3 95H2V97H3ZM13 95V93L11 94V96ZM40 95V94H39ZM52 95V94H51ZM50 94L49 95H46V96H44V97H47L48 96V100H46L45 102L48 104L47 105V107L48 106H50L52 103V101H51V98L53 97H49V96H51ZM55 95V94H54ZM64 95H66L65 94V92H64ZM68 95V94H67ZM109 95V94H108ZM113 95H115V94H113ZM136 95V94H135ZM141 95V94H140ZM138 96V97H141V96ZM144 96V95H143ZM1 97V98H2ZM13 97H15L14 95H13ZM61 97V96H60ZM113 97V96H112ZM0 98V99H1ZM5 98H7V97H5ZM54 98V97H53ZM59 98V97H58ZM58 98H56V99H58ZM67 98V97H66ZM65 98V99H66ZM10 99V98H9ZM29 99V98H28ZM61 99H63V98H61ZM141 99V98H140ZM143 99V98H142ZM11 100V99H10ZM24 100V99H23ZM30 100V99H29ZM32 100V99H31ZM80 100V99H79ZM7 101H9V100H7ZM33 101V100H32ZM84 101H87V100H84ZM25 102H27V101H25ZM44 102V103H45ZM62 102V101H61ZM65 102V101H64ZM71 102V104H72V101H70ZM74 102H75V100H74ZM78 102V101H77ZM8 103V102H7ZM42 103V102H41ZM45 103V104H46ZM69 103V102H68ZM84 103V102H83ZM0 104H2L1 102H0ZM21 104H22V102H21ZM39 104H40V101H39ZM58 104V103H57ZM60 104V103H59ZM64 104H66V103H64ZM75 104V103H74ZM76 104H78V103H76ZM75 104V105H76ZM88 104V103H87ZM22 105H25V106H27L26 104H22ZM62 105V104H61ZM79 105V104H78ZM85 105V104H84ZM83 105V106H84ZM3 106V105H2ZM6 106V105H5ZM29 106V105H28ZM27 106V107H28ZM31 106V105H30ZM44 106V105H43ZM52 106V105H51ZM50 106V107H51ZM88 106H89V104H88ZM20 107H22V106H20ZM34 107V106H33ZM46 106H45V108H47ZM57 107V106H56ZM66 107V106H65ZM87 107V106H86ZM23 108H24V106L21 108L22 109V111H23ZM26 108V107H25ZM89 108V107H88ZM92 108V107H91ZM155 108V107H154ZM12 109V108H11ZM14 109V108H13ZM12 109V110H13ZM20 109V108H19ZM20 109V110H21ZM28 108H26V110H27ZM50 109H52V108H50ZM49 108L46 110L48 113H49V111L48 110H50ZM55 110L57 109V108H54ZM54 109H52V111L54 110ZM63 109V108H62ZM71 109V108H70ZM70 109H67V110H70ZM74 109V108H73ZM75 109H76V107H75ZM74 109V110H75ZM78 109V108H77ZM84 108H82V110H83ZM4 110H5V107H4ZM4 110H2V111H4ZM28 110H30V108L28 109ZM27 110V112H30L31 113V111H28ZM59 110V109H58ZM88 110V109H87ZM92 110V109H91ZM94 110V109H93ZM98 110H102V109H98ZM163 110V109H162ZM16 112L18 111V110H15ZM21 111V112H22ZM43 111V110H42ZM60 111V110H59ZM77 111V110H76ZM80 111V110H79ZM154 111V110H153ZM33 112H34V110H33ZM56 112H57V110H56ZM72 112V111H71ZM70 112V113H71ZM81 112V111H80ZM150 112V111H149ZM2 113V112H1ZM0 113V118L3 116V113L1 114ZM10 113V112H9ZM11 113H13L12 111H11ZM10 113V114H11ZM48 113H45V114H47L48 115ZM69 113V114H70ZM84 113H88L87 111H85ZM97 113V112H96ZM154 113V112H153ZM155 113H157L156 111H155ZM159 113H160V111H159ZM31 114H33V113H31ZM40 114V113H39ZM39 114H37V115H39ZM44 114V115H45ZM57 114H58V112H57ZM68 114V115H69ZM158 114V113H157ZM2 115V116H1ZM4 115H5V113H4ZM16 115V114H15ZM34 115V114H33ZM55 115V114H54ZM60 115H62V114H60ZM65 115V114H64ZM72 115H74V114H72ZM93 115V114H92ZM97 115V114H96ZM101 115V114H100ZM154 115V116H153ZM152 116H151V113H150V118H154V117H158L156 114H153ZM156 115V116H155ZM5 116H8V117H10V116H12V115H8L7 114V112H6V115ZM42 116V115H41ZM78 116H80V115H78ZM89 116H90V114H89ZM144 116H146V115H144ZM7 117V118H8ZM26 117H28V116H26ZM30 117V116H29ZM34 118H35V115L33 116ZM40 117V116H39ZM39 117H38V119H39ZM49 117V116H48ZM52 117V116H51ZM55 118V120H57L58 118H57V115L56 116H54ZM65 117H67V116H65ZM65 117H63V118H65ZM70 117V116H69ZM75 117V116H74ZM81 117V116H80ZM107 118H108V116H106ZM142 117V116H141ZM147 117V116H146ZM160 117H162V116H160ZM41 118V117H40ZM62 118V117H61ZM60 118V120L62 121V119ZM73 118V117H72ZM84 118V117H83ZM143 118V117H142ZM159 118V117H158ZM218 118V117H217ZM31 119V118H30ZM43 119V118H42ZM42 119H41V121H42ZM48 119V118H47ZM71 119V118H70ZM69 118H68V120L70 121L69 122V124H70V126H71V129H69V132H70V135L68 136L70 139L69 140H65V141H70V143H69V145L71 144V143H73L72 142V140H74V138L76 137V135H75V133H77L78 131L80 132V130H78L79 128H77V125H79L78 124V122H77V119L75 120V118H73V119H71L70 120ZM90 119H92V118H90ZM97 119V118H96ZM144 119H145V117H144ZM161 119V118H160ZM4 120V119H3ZM6 120V119H5ZM4 120V121H5ZM15 120V119H14ZM24 121H22V119H21V121H20V123L22 122V123H24V122H30V121H27V120H29V119H23ZM66 120V119H65ZM104 120V119H103ZM105 120H107V119H105ZM6 121H9V120H6ZM16 121V120H15ZM36 121V120H35ZM93 121V120H92ZM109 121V120H108ZM140 121V120H139ZM147 121H148V119H147ZM152 121V120H151ZM33 122V121H32ZM57 122H59V121H53V118H51V119H49V120H45V122H44V124H42V125H45V127L47 128L49 125H51V126H53V127H55V129L57 128L56 126V124H57ZM81 122V121H80ZM103 122V121H102ZM112 122V121H111ZM136 122H137V120H136ZM142 122H144V123H146V121L144 120V121H142ZM4 124V126H5V122H3ZM18 123H19V120H18ZM37 123H38V121H37ZM56 123V124H55ZM98 123V122H97ZM106 123V122H105ZM108 123V122H107ZM115 123V122H114ZM139 123V122H138ZM137 123V124H138ZM148 123V122H147ZM146 123V124H147ZM149 123H150V119H149ZM235 123V122H234ZM25 124V123H24ZM46 124H47V126H46ZM83 124H85V123H83ZM99 124H100V122H99ZM103 124V123H102ZM141 124V123H140ZM139 124V125H140ZM145 124V125H146ZM153 124V123H152ZM20 126L21 125H23V124H19ZM59 125H60V127L62 128V126H63V124H62V126H61V124L59 123ZM65 126H66V124H64ZM89 125H90V123H89ZM106 125V124H105ZM116 125V124H115ZM114 125V126H115ZM134 125V124H133ZM136 125V124H135ZM33 126H36V125H34L33 124ZM80 126H82V125H80ZM95 126V125H94ZM126 126V125H125ZM141 126V125H140ZM153 126V125H152ZM2 125L0 126V163L1 164H3V163H9L10 165H11V168H12V171H14L15 172V174H16V177H15V181H14V179L13 178H11V180L13 179V182L14 183H12L11 185L10 184H8V182L6 181V179L4 178V177H2V176H0V210H1V216L3 217V221H4V219H5V221L3 222V223H0V229H2L5 233H6V235H2L1 237H0V264H35V262H33V253L34 252H36L37 253V256H36V258L38 259V264H86V263H90V264H120L121 263V261L122 260H127L128 261V264H264V241L262 240V239H260L259 238V236L258 235H256V236H253L252 235V233H250V232H254V231H250V232H245V231H248V230H246L245 228H242V227H244V225L246 224H244L241 228L242 229H240V233H241V236H238V234H232V233H230L228 230H227V227L226 226H224L223 224H225V222L223 223V224H219L221 221L220 220H218V222L216 221V219H215V217H213L208 211H205L203 208H201L200 206H198V205H196V204H194V202H191L190 201V199H191V195L189 194V192H188V194L190 195L189 197H187L186 196V194H184L183 193V196L182 195H178L179 197H177L176 196V193L178 192H175V196H173L172 194L170 195V196H167V195H165V193L164 194H162L161 192H160V188H158V186L156 185V182H158V181H156V180H158V178H160V176L161 175H165V174H168V173H172V170H170L169 169V172H168V167L165 169V167L163 166V168L165 169V171H164V169H162V168H160L162 171H164V172H162V173H158V171H159V168L157 167L158 165L155 163L154 164V159L152 160V162H150V163H152L153 165H154V167L156 166V168L155 169H153V170H158L157 172H149V171H147V169H146V167H148V166H146V163L147 162H149V161H147V158H149V159H151L152 157H151V153H153V152H149V151H151L150 149H149V147H148V149L149 150H147V153H145L146 151L145 150H143V148H139V146L138 147H136V148H139V149H141V150H143L144 151V153L147 155V154H150V155H147V156H145V154H143L142 152L143 151H139L138 149V151H137V153L136 154H134V157L132 158V165H134V166H136V169L137 170H139V172L137 173H135V175H137V177L136 176H131V175H129L130 173L129 172H126L127 170H123V169H121V167H119V165H118V167H116V165L114 166L113 165V163H111V161L112 160H106L105 159V157H99V159L93 164V167L90 165V163H89V165H87L86 167L85 166H83L84 168L83 169H81L82 167L79 165V163H77V162H79V161H75V160H77V158H76V154H78V152L76 153L75 151L74 152H70L67 148H65L64 150H62L63 152V154H60V156H62V155H64L65 156V158L67 157V159L64 161V162H62L61 164H60V166L59 167H61V168H59L61 171L63 170L64 172L63 173H65L64 175L65 176H67V178L69 179V181H68V183H70V184H68V183H65V184H68V186H66L65 188H59L58 186H55V187H58V188H55V187H52V189L53 188H55L53 191L54 192H56L58 189L59 190H61L60 192H59V190H58V193L56 194V195H61V197H60V201L61 200H63L62 199V197L63 196H68L67 198L69 199L71 196H73V195H75V192H76V190H77V186L78 185H80L81 186V184L83 183V184H85L87 187H85L86 189H87V196L85 197L86 198V201H89V199L91 200V203H90V205H92V207H94V206H96L102 199H110L109 201V210L108 211H111V210H115V209H118L119 211V213H118V215H116L117 216V219H116V221L113 223V224H107L106 226H103V227H101L100 225V227L99 226H97V230H94V232L95 231H97V233L95 234V236H93V238H90V237H92V236H90L89 235V230H87L85 227H83V225L82 224H80L81 226H77V227H71L70 226V229H69V221H70V219L71 218H69L68 216H70L71 217V215L73 216V214H71V215H69V213H67V216L64 214L63 215V212H66V210L65 211H63L62 212V214H60L59 212H60V210L58 211L57 210V202H59V200L57 201L56 199H58V197L55 195L54 197H55V199H53L54 197H52V196H50V197H45L42 193H43V191H45V190H47L48 188H47V186H46V182H45V177L47 176V173H48V175H49V173L50 172H52L51 170L49 171V169H48V171L49 172H47V170L45 169V167L46 166H44V170L46 171H43L42 170V168L43 167H41V166H43L44 164H40L39 162H38V160H37V157H39V155H40V151L39 152H37V151H34V149H33V151L32 150H28V151H25V150H22L24 147H26L27 149H29V148H32L33 147V145H31V144H29V139L27 138V133H26V137H24V138H27L26 140L24 139V138H21V137H19L18 136V132H20V134H22V132H21V130H20V128L18 127V125H17V127L19 128H17L16 127V125L14 126L15 128L14 129H12V131H11V128L9 129L10 131H11V133L13 134V136L11 137V136H9L10 138L8 139V138H6V136H5V134H4V132H3V130H2ZM6 127V126H5ZM24 127H25V130H26V128H28V126L26 127L25 125H24ZM23 127V128H24ZM38 127V126H37ZM42 127V126H41ZM59 127V126H58ZM84 127V126H83ZM85 127H86V125H85ZM91 127H92V125H91ZM96 127H97V125H96ZM136 127H137V125H136ZM144 127V126H143ZM143 127L141 128V130H143ZM146 127V126H145ZM4 128V127H3ZM34 128V127H33ZM52 128V127H51ZM51 128H47V129H44V131L45 130H47L46 132H48V130H49V133L50 132H52V134L54 133L55 134V132L54 131H51ZM87 128H88V126H87ZM104 128V127H103ZM112 128V127H111ZM110 128V129H111ZM131 128H133V126L131 127ZM139 128V131H140V127H138ZM54 129V130H55ZM81 129V128H80ZM125 129V128H124ZM123 129V130H124ZM136 129V128H135ZM149 129H152V127H150ZM155 129V128H154ZM178 129H180V127H178ZM20 130V131H19ZM24 130V131H25ZM35 132L36 133H38V130L35 128ZM42 130H43V128H42ZM42 130H41V132H42ZM57 131L58 130H60L61 131V129H56ZM85 130V129H84ZM87 130V129H86ZM95 130V129H94ZM119 130V129H118ZM182 130V129H181ZM33 131V130H32ZM120 131V130H119ZM129 131H130V129H129ZM137 131V130H136ZM136 131H135V135H136ZM147 131H148V126H147ZM178 131V130H177ZM26 132V131H25ZM34 132V131H33ZM33 132L31 133L32 135H34L35 136V134H33ZM40 132V130H39V133H41ZM59 132V131H58ZM62 132V134H63V136H64V133H63V131H61ZM81 132H83V131H81ZM97 132V131H96ZM109 132V131H108ZM121 132V131H120ZM130 132H132V134L134 133V129L132 130V131H130ZM144 132V131H143ZM18 133V134H17ZM111 133V132H110ZM154 133V132H153ZM178 133V132H177ZM190 133V132H189ZM17 134V135H16ZM59 134H60V132H59ZM58 133H57V135H58V138H59V136L60 135H62V134H60L59 135ZM81 134V133H80ZM89 134H91V133H89ZM89 134H88V132H87V134H84V135H82V136H80V138H79V136L77 137V139L79 138V140H80V142H81V145H79V146H83V147H88L89 146V143H92L91 141V138H90V136L91 135H93V134H91L90 136H89ZM128 134V133H127ZM137 134H139V132H137ZM141 134V133H140ZM146 134V133H145ZM144 134V135H145ZM148 134V133H147ZM152 134V133H151ZM150 134V137L152 136ZM174 134V133H173ZM179 134V133H178ZM7 135V134H6ZM66 135L67 134H65V137L64 138H67L66 137ZM96 135V134H95ZM106 135V134H105ZM141 135H143V134H141ZM172 135V134H171ZM175 135H177L176 133H175ZM97 136H99V135H97ZM133 136V135H132ZM138 136V135H137ZM140 136V135H139ZM155 136V135H154ZM35 137H37V136H35ZM61 137V142H63L64 140V138L62 137V136H60ZM96 137V136H95ZM102 137V136H101ZM108 137H111V136H108ZM141 137V136H140ZM149 137V136H148ZM149 137V138H150ZM161 137V136H160ZM53 138V137H52ZM56 137L54 136V139H55ZM57 138V139H58ZM107 138V137H106ZM133 138V137H132ZM153 138V137H152ZM157 138V137H156ZM170 138V137H169ZM178 138V137H177ZM94 139V138H93ZM104 139V138H103ZM103 139H101L102 140V142L104 143V141H103ZM154 139V138H153ZM28 140V141H27ZM30 140H31V137H30ZM50 140V139H49ZM97 140V139H96ZM107 140H108V142L109 141H111V140H109L108 138H107ZM127 140V139H126ZM157 141H158V139H156ZM36 141L38 142L39 140H37V138H36ZM35 141V142H36ZM59 141L60 140H58L57 141V143H58V145H59ZM64 141V142H65ZM94 141V140H93ZM134 141V140H133ZM133 141H132V143H133ZM149 141H151V140H149ZM53 142H55L56 143V141H53ZM98 142V141H97ZM129 141H127V143H128ZM154 142V141H153ZM39 143V142H38ZM50 143V142H49ZM96 143V142H95ZM99 143V145H100V143L101 142H98ZM102 143V144H103ZM144 143H145V141H144ZM143 143V144H144ZM54 144V143H53ZM52 144V145H53ZM62 144V143H61ZM61 144H60V146H61ZM88 144V145H87ZM101 144V145H102ZM126 144V143H125ZM134 144V143H133ZM165 144V143H164ZM163 144V145H164ZM40 145V144H39ZM47 146H48V148L50 147L51 148V145L50 144H46ZM87 145V146H86ZM131 145V144H130ZM145 145V144H144ZM41 146H43V145H41ZM63 146V145H62ZM96 146H97V144H96ZM134 146V145H133ZM136 146V145H135ZM146 146V145H145ZM154 146H157V145H154ZM36 147H38L39 148V146H36ZM70 147V146H69ZM98 147V146H97ZM122 147H123V145H122ZM131 147H132V145H131ZM147 147V146H146ZM45 148H47V147H45ZM48 148H47V150H48ZM54 148H56L55 146H54ZM58 148V147H57ZM57 148H56V150H57ZM78 148V147H77ZM100 148V147H99ZM119 148V147H118ZM156 150L158 149V147L156 148V147H154ZM153 148V149H154ZM164 148V147H163ZM42 149V148H41ZM60 149V148H59ZM63 149V148H62ZM80 149H82V147L80 148ZM79 149V150H80ZM101 149V148H100ZM124 149H126V146H125V148ZM130 149V148H129ZM132 149H134V148H132ZM147 149V148H146ZM154 149V150H155ZM160 149V148H159ZM158 149V150H159ZM167 149V148H166ZM247 149V148H246ZM55 150V151H56ZM69 151V154H66V151ZM70 150H71V148H70ZM83 150H84V148H83ZM87 150V149H86ZM94 150H96V148H94ZM104 150H106V149H104ZM109 150V149H108ZM117 150H119V149H117ZM157 150V152H159ZM164 150V149H163ZM245 150V149H244ZM243 150V151H244ZM249 150V149H248ZM246 151V152H248V154H249V151ZM52 151H54V150H51L50 152H48V153H52ZM64 151H65V153H64ZM242 151V152H243ZM46 153H47V151H45ZM80 152H82V150L80 151ZM87 152V151H86ZM90 152H92V151H90ZM101 152H103V151H101ZM108 153H109V151H107ZM123 152H124V150H123ZM167 152V151H166ZM57 153V152H56ZM94 153H97V152H94ZM120 153H122V152H120ZM154 153H156V152H154ZM160 153V152H159ZM256 153V152H255ZM53 154V153H52ZM51 154V155H52ZM55 154V153H54ZM66 154V155H65ZM91 154V153H90ZM102 154V153H101ZM112 154V153H111ZM118 154V153H117ZM157 154V153H156ZM156 154H152V156L153 155H156ZM244 155H246L245 154V151H244V153H243ZM247 154V155H248ZM87 155V154H86ZM126 155V154H125ZM161 155V154H160ZM162 155H164V153L162 154ZM54 156V155H53ZM56 156V155H55ZM64 156H62V157H64ZM81 156H83L84 157V155H81ZM80 156V157H81ZM103 156V155H102ZM107 156H111V155H108L107 154ZM122 156V155H121ZM148 156H150V157H148ZM42 157H44L45 158V155L44 156H42ZM86 157V156H85ZM89 157V156H88ZM162 157V156H161ZM39 158H41V157H39ZM53 158H55V157H53ZM75 158V159H74ZM122 158H123V156H122ZM154 158V157H153ZM165 158H167L166 156H165ZM60 160L58 161V159H56L55 158V160L58 162V163H60L61 162V159L62 158H59ZM80 159V158H79ZM90 159V158H89ZM91 159H92V156H91ZM111 159H114V158H111ZM124 159H125V157H124ZM130 159H131V157H130ZM156 159V158H155ZM157 159H159L158 158V156H157ZM162 159H164V157L162 158ZM53 159H51L50 161H52ZM86 160V159H85ZM129 160V159H128ZM165 160V159H164ZM164 160H163V162H164ZM169 160V159H168ZM166 160V162L165 163H167V162H169V163H171L172 161L171 160ZM173 160V159H172ZM46 161H48V158H46L45 159V161L43 160V162L42 163H46V165H48V163L46 162ZM54 161V160H53ZM83 161V160H82ZM114 161V160H113ZM112 161V162H113ZM127 161V160H126ZM158 161V160H157ZM162 161V160H161ZM171 161V162H170ZM49 162V161H48ZM86 162V161H85ZM92 162V161H91ZM116 162V161H115ZM117 162H120V161H118L117 160ZM163 162H161L162 164H163ZM88 163V162H87ZM123 163H125L124 161H123ZM149 163V164H150ZM159 163V162H158ZM160 163V164H161ZM164 163V164H165ZM169 163H168V165H169ZM174 163V162H173ZM77 164H78V166L80 167V169L78 168V166H77ZM115 164H117V163H115ZM148 164V165H149ZM152 165V166H153ZM165 165H167V164H165ZM167 165V166H168ZM152 166H150V167H152ZM170 167L169 168H171V165H169ZM123 167V166H122ZM161 167H162V165H161ZM54 169H56V167L54 168ZM58 169V170H59ZM125 169H127V168H125ZM130 169V168H129ZM128 169V170H129ZM136 170V171H137ZM44 172V173H43ZM56 172H57V174H58V171H56V170H54L52 173H55L56 174ZM91 172L93 173V172H95L94 174H91ZM160 172V171H159ZM168 172V173H167ZM87 173H90V178L88 177V178H83L82 177V175H84V174H87ZM54 174V175H55ZM2 175L3 176H5V174L4 173H2ZM52 175V174H51ZM88 175V174H87ZM59 176H60V174H59ZM8 177H11L10 176V174L8 175ZM48 177V176H47ZM50 177V176H49ZM136 177V178H135ZM162 177V176H161ZM167 177V176H166ZM64 178V177H63ZM61 179V178H60ZM10 181V180H9ZM163 181V180H162ZM56 182V181H55ZM164 182V181H163ZM48 183V182H47ZM57 183V182H56ZM56 183H54V184H56ZM160 183V182H159ZM162 183V182H161ZM117 184V186L119 187V193H118V195L117 196H114L113 197V195L114 194H112V192H109V188H111V187H115V186H113V185H116ZM51 185V184H50ZM49 184H48V187L50 186ZM163 186V185H162ZM163 187H165V185L163 186ZM83 188H84V186H83ZM49 189H51V188H49ZM84 190V189H83ZM112 190V189H111ZM107 192V194H105L106 192ZM49 193H50V191H48ZM105 192V193H104ZM109 192V193H108ZM183 192V190H181V193ZM180 193V194H181ZM187 193V192H186ZM42 194V195H41ZM50 194H52V193H50ZM105 194V195H104ZM109 194H112V195H110L109 196ZM166 194H168V193H166ZM214 194V193H213ZM53 195V194H52ZM43 196V197H42ZM186 196V197H185ZM193 197V196H192ZM66 198V197H65ZM87 198H88V200H87ZM241 199V198H240ZM53 200V201H52ZM66 200V199H65ZM204 200V199H203ZM202 200V201H203ZM208 200V199H207ZM69 201H71V200H69ZM201 202V200L199 199L198 200V202ZM205 202V201H204ZM40 203H42V204H40ZM88 203V202H87ZM206 203H208V201L206 202ZM65 205V204H64ZM63 205V206H64ZM209 205V204H208ZM212 206V205H211ZM67 207V206H66ZM91 207V208H92ZM18 208V209H17ZM206 208V207H205ZM17 209V211L19 210V212L18 213H16L15 215H11V213L12 212H14L15 210ZM43 209H46V216L43 218V219H41V218H39V217H33V214H34V212H33V214H32V216L30 215V212H31V210H39V211H42ZM61 209V208H60ZM68 209H70V208H68ZM212 209V208H211ZM70 211V210H69ZM108 211H107V213H108ZM71 212V211H70ZM96 213V212H95ZM219 213V212H218ZM36 214V213H35ZM93 214V218H96V214H94V213H92ZM215 214V213H214ZM225 216V215H224ZM231 216V215H230ZM248 216V215H247ZM229 217V216H228ZM39 218V219H38ZM104 218V217H103ZM257 218V217H256ZM222 219V218H221ZM250 219V218H249ZM226 220H228L227 218H226ZM231 220V218L229 219V221ZM74 221V220H73ZM233 221V220H232ZM238 221V220H237ZM259 221V220H258ZM239 222V221H238ZM71 223V222H70ZM222 223V222H221ZM78 224V223H77ZM85 224V223H84ZM230 224V223H229ZM248 224V223H247ZM104 225V224H103ZM72 226H74V225H72ZM249 226V225H248ZM250 226H252V225H250ZM65 227H67L68 228V230L65 228ZM89 227V226H88ZM96 227V226H95ZM237 227H238V229H239V227H240V225L238 224L237 225ZM256 228V227H255ZM65 229H66V236H64L65 238H63V240H62V237H63V235H61L62 233H64L65 234ZM232 229H233V227H232ZM231 230V229H230ZM235 230V229H234ZM251 230V229H250ZM264 230V229H263ZM1 232V233H4V232ZM242 231L243 232H245V233H248V234H243L242 233ZM262 231V230H261ZM90 232H91V230H90ZM256 232V231H255ZM255 232L253 233L254 235H255ZM243 234V235H242ZM256 234H257V232H256ZM260 234H262V233H260ZM264 235V234H263ZM62 236V237H61ZM90 236V237H89ZM262 238V237H261ZM62 240V241H61ZM36 253H34V254H36ZM35 256V255H34ZM33 257V258H32ZM36 258H34V259H36ZM36 261V260H35ZM126 262V261H125Z\"/></svg>",
    "mask_w": 264,
    "mask_h": 264
}]
</instances>
